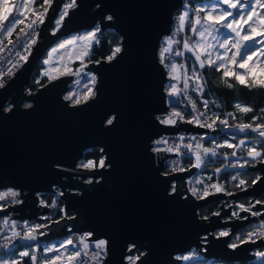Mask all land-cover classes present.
<instances>
[{
	"label": "water",
	"instance_id": "95a60500",
	"mask_svg": "<svg viewBox=\"0 0 264 264\" xmlns=\"http://www.w3.org/2000/svg\"><path fill=\"white\" fill-rule=\"evenodd\" d=\"M184 1L76 0V7L51 32L64 2L53 0L27 60L0 87V187L18 188L24 198L0 209V216L11 211L12 218L41 221L49 207L41 206L38 194L56 193L55 188L60 190L65 213L74 216L42 226L34 241L19 236L13 242L33 246L63 239L70 232L89 231L93 240L102 237L109 242L104 264H128L126 257L135 252L140 253L136 264H180V256L193 248L207 260L253 262V251L264 247V238L229 247L234 234L264 219V203L253 208L261 215L240 212L235 218H230L231 205L225 206L226 197L233 202L251 198L252 203L264 193V162L248 167L261 177L256 184L231 195L219 192L197 199L185 181L196 167L164 174L165 157L176 153L160 151L156 156L151 149L164 133L208 131L181 119L172 126L157 119L174 104H167V71L158 49ZM97 25L119 34L122 52L111 62L102 59L80 66L96 76L92 99L80 104L64 99L70 74L25 92L33 70L55 42ZM24 101L31 105L23 106ZM113 116L114 124L107 125L106 118ZM238 125L213 128L210 133L257 134L239 132ZM93 147L100 148L110 167L78 165L84 151ZM173 185L175 193L170 192ZM211 202H220L219 215L201 218L198 210ZM216 230L230 235L219 237ZM131 245L135 247L130 252Z\"/></svg>",
	"mask_w": 264,
	"mask_h": 264
},
{
	"label": "snow or ice",
	"instance_id": "6c2138e0",
	"mask_svg": "<svg viewBox=\"0 0 264 264\" xmlns=\"http://www.w3.org/2000/svg\"><path fill=\"white\" fill-rule=\"evenodd\" d=\"M34 3V0H26L25 8L28 9V11L32 12L35 16V19L31 20L30 23L27 24V28L31 29L35 24L37 23H43L44 21V15L48 12V9L51 7L53 0H43V3L40 4V0H35V3L40 4V9L42 11H35L32 7ZM220 4L226 5L228 9H232L233 11L228 10H220L219 12H216L215 9L212 11L206 12L205 16L201 18L199 16V13L204 11L203 8H199L196 10V19L194 21L189 19V12L184 11L179 17V29L178 31H183L185 23H191L192 24V31L200 38L198 41H196L195 44H190L187 40L184 42L183 47L188 51H193L194 54H196L197 51L200 52V54H196V61L199 62V65L201 68H204L207 64V67L213 68L216 71H219L223 69L222 76L220 77V80L223 82V84L228 88H234L235 85L233 83H230L228 77H231L236 81L237 84L242 85L246 88H264V66L257 67L255 63L252 61V56L248 55L247 46L249 43L256 44V43H264V40H258L259 37H264V12L258 13L256 9L264 8V0H255L254 3H251V10L248 11L246 14H241L236 12L235 10L238 8L243 7L242 0H219ZM13 5L9 4V0H0V27H6V31L11 33L12 28L15 26V24L21 23V21L13 17V22L8 24L7 26H3V21L8 19L9 14L13 10ZM76 7V0H70L69 3H65L62 9V13L60 15V18L57 20V24L59 25L64 18L68 15L69 9ZM18 11V9H17ZM239 16V19H236L235 17ZM112 16H108V20H112ZM199 26V27H197ZM220 29H226L230 33L235 34L236 39H232L231 37H224L223 41L219 43V47L225 48V52H227V45L229 43L232 44L233 47L236 48V53L232 57H228L225 54H218L215 59L212 58V54L210 49L215 47L214 45L207 43V36H212L214 39L219 40L218 33ZM100 31L99 25L96 26L94 31H89L85 33L84 35L80 36H73L70 39H64L61 40L59 44L55 48H53L49 53L48 57L49 59H46L44 61V64H48L50 62V59L54 53L57 52L58 49H63L68 45H74L76 42H83V51L81 54L77 57V59H80L83 61V59L91 54L90 49L92 48L93 44L96 41V34ZM243 33V35H242ZM175 35V33L173 34ZM32 43H35V39H33ZM174 43H177L172 37H165L164 39V47H162L160 51V57H161V64H164V56L165 53H168L172 51V45ZM122 52L121 46L117 45L115 46L111 54L106 57V60L108 62H111L114 60L118 54ZM257 52H259V55L264 56V49H258V50H252V55H256ZM183 53H177V55H182ZM202 56L204 58H202ZM236 57L240 58L239 67L244 68L245 70L243 72L237 71L234 68H230L228 65L229 63L235 65L237 63ZM22 60H27L26 56L21 57ZM97 63H100V61H97ZM166 67H169V75L172 79H177L176 76L172 75L177 70V65L175 63L171 64L170 66L165 65ZM182 67V66H181ZM71 68H65L64 71L60 72V75H64L66 73H71ZM80 71V70H77ZM9 75L11 74V70H9ZM258 74V75H257ZM43 75H47L49 80L56 79L57 76L51 75L50 72L45 71ZM96 77L93 75L91 77V83L95 85ZM195 87L193 88L194 91H203L204 89V82L200 80V77L198 75L195 76V79L193 81ZM3 83L0 82V87H3ZM188 87L187 84V78L185 79V88ZM179 89H177L176 84H171L169 86L168 95L169 96H175L177 95V92ZM96 95V92L93 90L92 87H88L86 89V92L82 95H69L65 97L66 100H73L75 104H80L81 101L87 102L88 100L92 99ZM189 102L191 103V106L193 110L195 111L197 108L196 102L192 101L189 98ZM207 106V102H205V107ZM235 108L240 113H249L253 111V108L251 106H248L242 102H237L235 104ZM261 112H264V109H261ZM204 113H200L199 116H193L192 120L187 121L188 123H197L201 127L204 125L200 121V117L203 116ZM228 116H232V113H228ZM116 117L113 116L112 118H106L107 125L111 126L114 124ZM157 119L160 120V123L165 125H172L177 122V119H184V116L181 112L175 111L163 118L158 117ZM216 119H219L217 116ZM257 119L256 116H253V121ZM216 121L213 120L211 124H208L207 127H212L213 124ZM221 124L227 125L226 120H220ZM237 130L239 132L247 134L250 130L251 132L257 133L259 137L264 138V122L257 123L255 126L253 124H239L237 126ZM154 145H160L162 143H166L164 140H156L153 142ZM244 141H240V146H243ZM224 147L232 148L234 147L233 144L226 143L223 145ZM261 146L264 147V141H261ZM178 147V146H177ZM187 147H191L190 145ZM197 147H200L197 145ZM164 149H161L160 147H153V152H160ZM172 148H168L167 151H172ZM205 155L208 153H211V155L215 156L216 152L214 149H204L203 150ZM232 156L236 155V152L231 153ZM247 156L250 158L249 160H245L244 163H240L238 166L240 168H244L246 164L250 163V161H257L258 159L261 162H264V152L256 150L255 147L248 148ZM202 157L199 154H196V164L194 167H200L202 163ZM175 163V162H174ZM110 162L106 161V158L101 157L98 161L94 160H87L86 163H83L80 165V167L85 169H94L96 167H99L101 169L105 167H110ZM255 166L254 164L252 165ZM175 170V169H174ZM180 171H184L185 169L180 168ZM217 172L220 171V169H216ZM238 177L233 176V180H236ZM261 180V177L257 176L254 180L251 181L252 184H256L258 181ZM91 183V181H89ZM197 183H200V181H197ZM246 181L243 179L239 180L238 186H244L246 185ZM209 188L213 189L215 193H219L224 191V188L220 184H212V185H205L203 190H198L196 188H192L190 191L193 196H196L198 199H205L209 195L214 194L212 191H209ZM172 193L176 192V188L173 185L171 189ZM231 195V193H228ZM19 192L14 191L12 189H8L7 191H0V201L5 202L4 204H0V209H3L7 206L8 203H21L17 197L19 196ZM55 200H53V203L51 206H55ZM264 203L262 201H257L256 204ZM41 206H49L45 204V201L43 199L40 200ZM255 205H249L245 206L243 204L239 205L241 212H249L253 216H259L261 215L258 211H253V208ZM61 212H63V209H60ZM214 215H219V213H214ZM233 216H239V212H233ZM246 219V217H245ZM5 225L9 223L7 219L3 221ZM13 229H15L16 224L13 222L12 224ZM41 225H35V226H28V230L23 233V238L25 240L34 241L36 239V233L41 228ZM46 227V225H44ZM2 230V229H0ZM20 232L13 231V236H20ZM230 235V232L227 230L220 231L218 233L219 237H227ZM94 234L92 232H86L81 236L76 237L73 239V237H68L64 241H61L59 246H52V247H45L44 253L39 254L38 249L31 247L29 245L30 251H22L20 253L21 257H30L32 264H104L105 257L108 255V244L109 242L105 239H98L93 241ZM254 237L257 238H264V220L261 221L258 227L254 228L253 230H250L247 232L246 238L242 239L241 237H237V240L240 241V243H247V242H255ZM239 244L232 243L229 244L230 248H237ZM135 247V245H131L129 247V251L131 252L132 249ZM49 253H53L54 255H48ZM256 255L262 259H264V252H257ZM183 260L187 261L190 260V256H183ZM128 264H136L137 260H140V256H128L127 257Z\"/></svg>",
	"mask_w": 264,
	"mask_h": 264
},
{
	"label": "trees",
	"instance_id": "16d2710c",
	"mask_svg": "<svg viewBox=\"0 0 264 264\" xmlns=\"http://www.w3.org/2000/svg\"><path fill=\"white\" fill-rule=\"evenodd\" d=\"M211 2V0H185L183 3L182 8L184 7V4H186L189 8L192 10H196L197 6L207 4ZM43 3V0H40V4ZM40 4L34 3L32 5L33 9L35 11L40 9ZM180 9L178 12H176L173 16L174 18L183 10ZM32 13V12H29ZM182 13V12H181ZM12 16V15H11ZM10 17V16H9ZM8 17V18H9ZM54 26V24H53ZM17 26L15 27L17 29ZM96 27V26H95ZM120 39L121 37L119 34L112 28H108L104 31L100 29V31L97 33V42H95L90 49L91 54L87 56V61L96 63L97 61H100L102 59H106L108 55L111 54L112 49L120 45ZM162 42V41H161ZM45 56V54H44ZM43 56V57H44ZM42 57V58H43ZM170 60V57L168 59L166 58V61L168 62ZM185 63L188 69L195 68L197 69L200 74L202 75V79L204 82V92L198 101L201 105L205 107V102H207L206 108L209 110L211 116L213 118H217V116L223 115L227 111H234V113L237 116L236 121L233 125L237 124H255L264 122V112H261V109H264V88H246L242 85H239L236 83L234 79L231 77H228L226 79L229 80L230 83H233L235 85L234 88H228L226 87L223 82L220 80V77L222 76L223 69L216 71L213 68L207 67V64L204 68H201L198 62L196 61L195 57L187 50L186 56H185ZM41 68L42 63L41 60L33 70L30 80L28 84L25 86V91L27 92H33L38 87L44 85L49 80L46 78V76L41 74ZM165 89H167L165 87ZM168 91V89H167ZM242 102L248 106H251L253 108L252 112L249 113H240L236 108L235 104L237 102ZM253 116H256L257 119L253 121ZM219 145V155L222 153H232L235 149L237 150L238 158L237 160H241L242 163H244L245 160H249L250 158L245 156L246 149L248 151V148L255 147L256 150L264 152V147L261 146V141H264V138H261L258 136V134L253 136H234L230 134L220 133L212 136ZM244 138V139H243ZM243 140L244 144L243 146H240V141ZM226 143L233 144L234 147L228 148L224 147ZM219 155L216 157L215 160H212L209 162L206 173L210 174V172H217L216 169L221 168V170L218 173L219 180H221L224 183L225 189L229 193H235L239 190L245 189L246 187L250 186L252 183L251 181L254 180L258 176V172L252 171L248 169L249 166L255 164L257 161H250V163L246 164L244 168H229V169H223L222 165L225 161H228L229 163H233L232 159H225L219 157ZM103 155L100 152V148L93 147L89 148L84 151L83 157L78 161L79 164L86 163L87 160L91 159L94 161H98ZM189 160L186 161V167H188ZM233 176H237L238 178L236 180H233ZM243 179L247 183L244 186H238L239 180ZM56 193H40L39 203L40 200L43 199L45 201L46 205H49V212L42 216V220L39 222H35L34 225H47L51 223L52 221L62 217V216H74V212L65 213V211L61 212L60 209H63V201L58 197L60 192L59 188H55ZM53 200H55V206H51L53 203ZM251 198H242L240 199L241 204L249 205ZM257 201H264V193L258 197L257 199L253 200V203L256 204ZM219 204L220 202H211L207 204L206 206L200 208L198 210V215L201 218H208L214 213H217L219 211ZM254 204V205H255ZM254 226L253 224H249L248 227L239 230L236 234H234L230 240L229 244L237 243L239 244L240 241L237 240V237H241L242 239L245 238V235L247 231ZM223 230H216L215 234L218 235V233ZM63 239L54 240L51 242H38L37 244L31 246L36 247L38 249L39 254L44 253V248L47 245L50 244H59ZM13 246V247H12ZM23 249H28L30 251L29 246H21L17 243H12L11 245L5 246L3 243V232L0 231V252H3L4 255L7 257L9 262H13L15 258H19L15 264H32V261L30 257H21L20 252ZM259 251H264V247L261 249L254 250L253 253L256 254ZM192 252H196L193 248ZM140 255V254H139ZM200 259V260H199ZM196 259L195 263H200L201 260L203 262H206L207 259L204 257ZM199 260V261H198ZM182 264V261L181 263ZM224 264H255L253 262H235V263H229L226 262Z\"/></svg>",
	"mask_w": 264,
	"mask_h": 264
},
{
	"label": "built area",
	"instance_id": "2783aa9c",
	"mask_svg": "<svg viewBox=\"0 0 264 264\" xmlns=\"http://www.w3.org/2000/svg\"><path fill=\"white\" fill-rule=\"evenodd\" d=\"M183 9V8H182ZM42 11V9L37 10V12ZM187 11V10H186ZM183 12V10L181 11ZM179 13L175 18L173 16V25L178 24L179 29V20L178 17L182 14ZM35 19V16L33 13H30L27 17H25L23 20H21V23H18V27L12 28L11 33L6 31V27H0V82L3 83V85L6 84L8 79L13 75L14 71H16L20 65H22L25 60H22V56H26L28 58V55L32 51L33 45L36 43L38 38V31L39 27L41 26V23L35 24L31 29L27 28V24L31 22V20ZM45 20V15H44ZM8 23L4 20L3 26H7ZM33 39H35V43H32ZM174 49L177 53H179V45H174ZM176 53V54H177ZM182 55H179V65L181 70V78L180 83L177 89L179 91L177 92V95L175 96H169L168 91H166V100L167 104L170 105V103H174L172 106L169 107V109L166 111V114L164 116H158L160 118H163L175 111H179L184 116L183 121L187 122L189 120H192L193 116H199L200 113H204L203 116L200 117L201 123L204 125V128H207L208 131L206 132H175V133H164L161 134L156 140H164L166 143H162L160 145H154L152 144L151 149L153 147H160L161 149H164L166 155H172L176 153L174 156H166L163 161V167H164V174H171L174 172H181L179 169H187L189 167H192L196 164V154H199L202 157V163L200 167H196V169L193 171L192 174H190L186 178V188L189 193H191L192 188H196L198 190H203L205 185H212V184H220L223 186L224 191H222L225 195H229L228 191L224 187V183L219 180V175L217 172H210V174L206 173L207 166L210 161L215 160L216 157L219 155V145L217 141L212 137L213 135L210 133V131L214 128H223L227 126H232L234 122L237 119L236 114L234 111L230 110L225 112L223 115L218 116L219 119L213 118L209 112V110L200 104L198 99L201 98L203 95V91H194L193 88L195 87L193 81L195 79V76L198 75L200 77V80L203 81L202 75L200 72L195 68L188 69L185 63V51L182 50ZM182 66V67H181ZM9 70H11V74L9 75ZM187 78V84L188 87L185 88V79ZM189 98L192 101L196 102L197 108L194 111L191 103L189 102ZM228 113H232V116H228ZM157 117V118H158ZM159 120V119H158ZM215 120L216 122L213 124V126L207 127L208 124H211ZM220 120H226L227 125L221 124ZM160 121V120H159ZM194 126L201 127L197 123L193 122L190 123ZM165 125V124H164ZM175 125V124H172ZM170 125V126H172ZM153 141V142H154ZM191 146L190 148L187 146ZM199 145L200 147H197ZM178 146V147H177ZM168 148H172L173 150L167 151ZM204 149H214L216 152V155L213 156L211 153H208L205 155ZM156 155V152H154ZM157 156V155H156ZM189 160V166L186 167V161ZM175 162V163H174ZM175 169V170H174ZM197 181H200V183H197ZM8 189H12L14 191L19 192L20 189L14 188L11 186L7 187H0V191H7ZM209 191L214 190L209 188ZM192 194V193H191ZM197 198L196 196H194ZM20 201H22L24 198L20 195L17 197ZM198 199V198H197ZM226 204L225 206L231 205V216L230 218H235L237 216H233L232 213L235 212H241L239 205L241 203L233 202L228 197H226L225 200ZM5 202L0 201V204H4ZM10 206L13 205V203H8ZM7 204V205H8ZM16 204V203H15ZM19 204V203H18ZM244 205V204H243ZM254 205V204H249ZM249 205H245L246 207ZM7 207V206H6ZM4 207V208H6ZM253 211H256L253 209ZM260 212V211H258ZM250 216H253L250 213ZM239 217V216H238ZM7 219L9 223L5 225L3 221ZM264 219H258L255 223H251L254 226H252L248 231L253 230L254 228L258 227L261 221ZM13 222L16 224L15 229H13L12 224ZM35 223L32 219H15L11 217V211H9L6 215L0 216V229L3 232V243L5 246L11 245L15 239H17L19 236H13V231L20 232L23 236V233L28 230V226H33ZM248 227V226H247ZM247 231V232H248ZM89 231H82V232H70L68 233L63 240L67 239L68 237H73L75 239L78 236L83 235L84 233ZM247 236V233L245 235V238ZM98 239H104V238H97ZM254 240H257V237L253 238ZM93 240V241H94ZM106 240V239H105ZM256 255V254H254ZM195 263V257L192 255V258L188 261V264H194ZM253 263L255 264H264V259L258 257L257 255L253 258ZM209 264H224V262L220 260H213L209 262Z\"/></svg>",
	"mask_w": 264,
	"mask_h": 264
},
{
	"label": "rangeland",
	"instance_id": "374dc122",
	"mask_svg": "<svg viewBox=\"0 0 264 264\" xmlns=\"http://www.w3.org/2000/svg\"><path fill=\"white\" fill-rule=\"evenodd\" d=\"M69 2H70V0H64V2L62 3L61 8H60V10H59L54 22H53L54 26L51 29L52 31L50 30L51 32H55L59 28L61 23L58 25L56 22L60 18V15L62 13V9H63L64 4L65 3H69ZM254 2H255V0H242L243 7L238 8L235 11L238 12V13H241V14H246L248 11L251 10V3H254ZM25 3H26V0H9V4L13 5L14 7H13L12 12L9 14L10 17L8 16L9 18L7 20H5L8 24L13 22V17L18 18L21 21V20H23L25 17H27L30 14L29 13L30 11H28V9L25 8V6H24ZM199 8H203L204 9V11L199 13V16L201 18H203L205 16L206 12L212 11L213 9H215L216 12H219L220 10L233 11L232 9H228L226 5L220 4L219 0H211V2H209L207 4L199 5V6H197L196 10L199 9ZM17 9H18V11H17ZM186 10L190 14L189 15V19L194 21L196 19V10H192L186 4H184L183 12L186 11ZM256 11L258 13L264 12V8H259L258 7L256 9ZM235 18L239 19V16H236ZM16 26H17V24H15V26L13 28H15ZM177 26H178V24L173 25V23H172L171 33L169 35H167V36H163L162 37V39H161L162 42L160 41V45H159V49H158V54H159V57H160V51H161L162 47L166 46V45H164L165 37H172L175 41H177V43H174L172 45V51H170L168 53H165V56H164V66L165 65L170 66L173 63H175L178 66L177 70L174 73H172V75L176 76L177 79H172L170 77V75H169V67L165 66L166 71H167V81H166L165 87L168 90H169V86L171 84H176V87L178 88L179 83H180V78H181V70H180V65H179V55L176 54L177 52L174 49V45H176V44H177V46L179 45V50H178L179 53L182 52V50L184 49L185 55H186L187 50L183 47L184 42L187 40L190 44H195L196 41H198L200 39L192 31V24L191 23L186 22L183 31H178V29H177L178 27ZM197 27H199V26H197ZM95 28L96 27H94L93 29H90V30H83V31L71 34V35H69L67 37H64V38L58 40L57 42H55L50 47V49H48V51L45 53V56L41 59V63H42L41 74L42 75H43V73L45 71H48V72L51 73V75L59 77V76H61L59 73L64 71L65 68H71L72 69L71 73H66V74L72 75L73 78H72V81L69 84L70 86H69L67 92L63 96L64 99H65V97L69 96L70 94L73 95V96L82 95V94H84L86 92V89L88 87H92L93 90L95 91V89H94L95 85H93L91 83V77L93 75H95V74L90 72V71L85 70L83 67H80V66H83V65L87 66L88 63H90V62L87 61V57H85L83 59V61H81L80 59H77V57L83 51V46H82L83 42H79L78 41L74 45H68V46H66L63 49H58L57 52L52 55V57L50 59V62L48 64H44V61L46 59H49L48 53L53 48H55L57 46V44H59L61 42V40L70 39L73 36L84 35L85 33L89 32V31H94ZM174 33H175V35H173ZM242 35H243V33H242ZM218 36H219V40L214 39L212 36H207V43L215 46L212 49H210L211 54H212V58L215 59L218 54H225L228 57H232L236 53V48L233 47L231 43H229L227 45V49L228 50H227V52H225V48L219 47V43L223 41L224 37H231L232 39H236L235 34L230 33L226 29H220V31L218 33ZM96 40H97V34H96ZM258 40H264V37H259ZM258 49H264V43H256V44L249 43L246 50L248 51V55L252 56V61L255 63V65L257 67H262V66H264V56L259 55V52H257L256 55H252V50H258ZM189 52L193 55V57H195V59H196V54H200L199 51H197L196 54H194L193 51H189ZM168 57H170V60L167 62L166 58L168 59ZM202 58H204V57L202 56ZM236 59H237V63L235 65L229 63L228 66L230 68H234L237 71L243 72L245 69L239 67V63L241 62L240 58L236 57ZM160 60H161V57H160ZM198 64H199V62H198ZM77 70H80V71H77ZM44 76H46V78L49 80L47 75H44ZM95 84H96V82H95ZM167 89H165V90L167 91ZM25 92L27 94L31 93V92H27V91H25ZM68 101H69L70 104H75L74 101L71 100V99H69ZM82 102H84V101H81V103ZM29 104L30 103L27 102V101H24L22 103L23 106H28ZM9 107H10V105L6 104L4 109L7 111L9 109ZM233 152H236L235 156H232L231 153H222L221 155H219V157H221V158H225L227 160L232 159V161H234L232 164L229 163L228 161H225L223 163V165H222L223 169L240 168L238 166L234 167V165H238V164H240L242 162H241V160H237V158H238L237 150L235 149ZM244 155L247 156V149H246V152H245ZM258 161H260V160L258 159ZM78 165H81V164L78 163ZM219 169L221 170V168H219ZM258 176H259V174H258ZM170 192H172V191L170 190ZM57 193H60V192H57ZM237 203L240 204V202H238V201H237ZM33 226H35V225H33ZM62 241H64V240H62ZM59 244H53L52 243V244L47 245L45 247L59 246ZM194 250L196 252H192L193 249H191L189 252H187L185 254H182L180 256L182 264H188V261H189V260H187V261L183 260L182 259L183 256H190L192 258V255H193L196 259L202 258V255L196 249H194ZM22 251H28V249H23V250H21V252ZM259 252H261V251H259ZM262 252H264V251H262ZM48 255H54V254L53 253H49ZM131 256H139V253H138V255L137 254H135V255L133 254ZM18 259L19 258H15L13 260V262H9V260L4 255V253L0 252V264H15ZM126 259H127V257H126ZM211 261H213V260H207L206 262H203V260H201L200 263H198V264H209V262H211Z\"/></svg>",
	"mask_w": 264,
	"mask_h": 264
},
{
	"label": "flooded vegetation",
	"instance_id": "af4514ba",
	"mask_svg": "<svg viewBox=\"0 0 264 264\" xmlns=\"http://www.w3.org/2000/svg\"><path fill=\"white\" fill-rule=\"evenodd\" d=\"M38 196H39V198H40V194H38ZM138 253H139V252H135V253H134V255H135V254H137V255H138ZM139 254H140V253H139Z\"/></svg>",
	"mask_w": 264,
	"mask_h": 264
},
{
	"label": "bare ground",
	"instance_id": "6f19581e",
	"mask_svg": "<svg viewBox=\"0 0 264 264\" xmlns=\"http://www.w3.org/2000/svg\"><path fill=\"white\" fill-rule=\"evenodd\" d=\"M251 204H255V203L252 202Z\"/></svg>",
	"mask_w": 264,
	"mask_h": 264
}]
</instances>
